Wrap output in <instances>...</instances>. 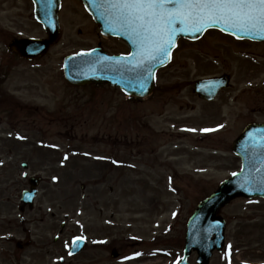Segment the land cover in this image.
<instances>
[{
  "label": "rangeland",
  "instance_id": "rangeland-1",
  "mask_svg": "<svg viewBox=\"0 0 264 264\" xmlns=\"http://www.w3.org/2000/svg\"><path fill=\"white\" fill-rule=\"evenodd\" d=\"M63 1L62 40L39 66L10 58L12 89L27 107L7 130L0 128L9 138L1 151L13 154L0 166V197L10 198L0 202V234L18 241L31 232L33 244L24 252L9 244L21 264H175L199 201L241 168L232 141L251 117L264 116V44L214 30L195 42L182 39L146 99L109 85L72 86L63 76L65 55L98 43L112 53L128 48L102 40L80 0ZM31 12L30 0H0V22L11 34L43 35ZM222 74L232 75V85L214 103L195 93V80ZM17 134L31 138L22 142ZM109 135L117 142L103 139ZM24 160L43 177L37 210L29 213L34 219L26 224L18 209ZM221 213L226 245L211 264H264V199L238 198ZM77 235L88 244L70 256ZM113 248L119 258L111 257Z\"/></svg>",
  "mask_w": 264,
  "mask_h": 264
},
{
  "label": "water",
  "instance_id": "water-1",
  "mask_svg": "<svg viewBox=\"0 0 264 264\" xmlns=\"http://www.w3.org/2000/svg\"><path fill=\"white\" fill-rule=\"evenodd\" d=\"M84 1L95 20L101 24L102 32L123 37L133 47V53L122 57H109L97 49L69 56L65 59L66 77L76 84L109 83L119 86L125 93L134 97H147L152 93L156 71L170 61L172 50L178 38L182 36L196 40L208 28H219L237 37L264 40V35L234 33L231 29H224L223 25L208 27L196 33L183 32L176 36L167 58L161 57L162 63L157 60H145L138 66L133 60V56L138 52V46L123 32L110 30V26L100 17L95 7L99 0ZM35 2L36 16L43 22L48 38L24 39L14 43V48L21 55L29 58L44 55L61 35L57 15L59 0H35ZM225 86V78L205 79L195 84L197 92L206 99H213ZM233 151L242 157L241 172L223 181L211 196L201 201L188 223L185 257L192 249H196L201 264H209L215 248L222 249L225 221L218 215L221 208L236 197L264 196V125L247 127L233 143ZM79 249V246H75L73 251Z\"/></svg>",
  "mask_w": 264,
  "mask_h": 264
},
{
  "label": "snow or ice",
  "instance_id": "snow-or-ice-1",
  "mask_svg": "<svg viewBox=\"0 0 264 264\" xmlns=\"http://www.w3.org/2000/svg\"><path fill=\"white\" fill-rule=\"evenodd\" d=\"M95 7L110 30L138 46V66L145 60L162 63L183 32L223 25L234 33L264 35V0H99Z\"/></svg>",
  "mask_w": 264,
  "mask_h": 264
},
{
  "label": "flooded vegetation",
  "instance_id": "flooded-vegetation-1",
  "mask_svg": "<svg viewBox=\"0 0 264 264\" xmlns=\"http://www.w3.org/2000/svg\"><path fill=\"white\" fill-rule=\"evenodd\" d=\"M15 37H20V36L15 34L12 35V37H10L9 31L6 27L0 28V45H2V56H0V128L1 126H3L5 130H7L9 125L13 123L14 120L16 119L15 117L16 113L22 112L23 109L27 107L24 100L18 95L17 90L12 89V85L14 81L12 79L11 72H13V70L15 69L16 63L14 61H11L10 58H13V60L17 62H22V63L25 62L24 59L20 58L16 53H11L9 51V43ZM3 114H6V116L4 117ZM254 121H264V116L263 117L254 116L246 123H250ZM4 123H6L7 126ZM2 135L3 133L0 136V144L7 145L6 139L9 138ZM30 138L31 137L27 138L28 141L30 140ZM10 155L13 154L9 152L0 153V160L3 159V157H7L11 159ZM3 170L4 169L0 170V172ZM36 200L37 199H35V202ZM0 202H3L2 197H0ZM36 207H37V202L35 203V205L33 204L32 207L23 206L22 213L28 216V219L25 218L24 216L21 217L23 223L24 222L27 223V221L32 223V219L34 218H30L29 213L36 211L37 210ZM38 208L40 209V206H38ZM1 215L2 214L0 213V217ZM52 215L54 216V214ZM65 228H66L65 223H62V231ZM52 230H54V228H52ZM30 237H31V232L28 233V238H23V242H22V241H16L14 237L9 238L4 234H0V264H13V263L21 264L22 261L21 259L17 258V254L16 253L11 254L9 250V244H14L16 250L24 252L26 249L30 248L33 244L32 241L30 240ZM58 240L59 238L55 236L54 242H58ZM13 257H16L17 261H14ZM23 257H26V255H24ZM196 259H197L196 253H193L189 258V263L198 264L196 262ZM23 264H32V263L23 262Z\"/></svg>",
  "mask_w": 264,
  "mask_h": 264
}]
</instances>
